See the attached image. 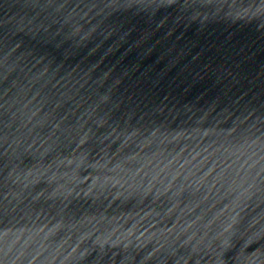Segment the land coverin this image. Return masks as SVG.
<instances>
[{
  "label": "water",
  "instance_id": "95a60500",
  "mask_svg": "<svg viewBox=\"0 0 264 264\" xmlns=\"http://www.w3.org/2000/svg\"><path fill=\"white\" fill-rule=\"evenodd\" d=\"M0 264H264V0H0Z\"/></svg>",
  "mask_w": 264,
  "mask_h": 264
}]
</instances>
